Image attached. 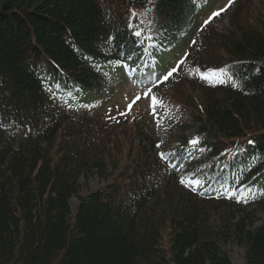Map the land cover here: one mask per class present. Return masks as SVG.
Returning a JSON list of instances; mask_svg holds the SVG:
<instances>
[{
  "label": "trees",
  "instance_id": "1",
  "mask_svg": "<svg viewBox=\"0 0 264 264\" xmlns=\"http://www.w3.org/2000/svg\"><path fill=\"white\" fill-rule=\"evenodd\" d=\"M197 6L0 0V264H234L229 241L264 264L262 31L234 22L205 81L181 92L205 135L193 144L142 124L105 152L88 104L115 73L159 72ZM108 163L118 174L82 194L80 176Z\"/></svg>",
  "mask_w": 264,
  "mask_h": 264
},
{
  "label": "rangeland",
  "instance_id": "2",
  "mask_svg": "<svg viewBox=\"0 0 264 264\" xmlns=\"http://www.w3.org/2000/svg\"><path fill=\"white\" fill-rule=\"evenodd\" d=\"M234 22L259 29L264 34V0H198L194 30L178 41L159 73L139 75L136 81L124 73L113 75L107 93L88 101L100 136L106 139L108 147H105V152L111 145L124 151L132 140L130 137L135 125H152L159 142L169 137L170 130L173 136L183 134L188 140L204 137L199 123L191 116V108L186 103L188 99L183 95L189 94L185 86L196 88L197 83L205 81L207 62L222 53L218 50L220 43H215L214 39L232 33ZM173 68L177 70L165 80ZM108 164L103 174L93 171L86 181L84 176H80L82 194L104 186L118 174L119 169L115 170L114 164ZM76 204L77 199L71 197V213H74ZM254 216V225L257 226L264 214L257 211ZM224 249L232 263L243 264L242 246L229 241Z\"/></svg>",
  "mask_w": 264,
  "mask_h": 264
},
{
  "label": "snow or ice",
  "instance_id": "3",
  "mask_svg": "<svg viewBox=\"0 0 264 264\" xmlns=\"http://www.w3.org/2000/svg\"><path fill=\"white\" fill-rule=\"evenodd\" d=\"M217 14H218V13H217ZM206 23H207V22H206ZM176 70H177L176 68H173L172 71H170V72L167 74V76L164 77V79L167 80L168 77L171 76L172 73L175 72Z\"/></svg>",
  "mask_w": 264,
  "mask_h": 264
}]
</instances>
